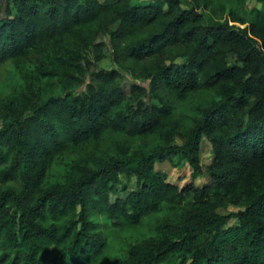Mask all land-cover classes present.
<instances>
[{
	"label": "trees",
	"instance_id": "trees-1",
	"mask_svg": "<svg viewBox=\"0 0 264 264\" xmlns=\"http://www.w3.org/2000/svg\"><path fill=\"white\" fill-rule=\"evenodd\" d=\"M248 1L0 0V264H264V0ZM127 72L149 86L127 93ZM177 155L210 180L171 182L157 163Z\"/></svg>",
	"mask_w": 264,
	"mask_h": 264
},
{
	"label": "rangeland",
	"instance_id": "rangeland-1",
	"mask_svg": "<svg viewBox=\"0 0 264 264\" xmlns=\"http://www.w3.org/2000/svg\"><path fill=\"white\" fill-rule=\"evenodd\" d=\"M255 5L261 6L260 3H258L256 0H249L248 1L249 7H252ZM98 65L100 67L107 68V69H110V68L115 66V63L112 59L111 51L108 48H105V56L103 59H101L98 62ZM11 69H12L11 64H7L3 68L0 69V84L4 83L6 80H8L12 76ZM134 82L149 86V80H144L142 78L135 77L131 73L127 72L126 73V80L124 81V84H123L125 91L127 93H130L131 84ZM213 156H214L213 145L207 137H204L203 141H202V145H201V161H202V163L204 165L210 164L213 160ZM157 168L159 170L167 172L169 180L171 182L178 184L181 187L186 185L187 183H189L191 181H194L198 185H203L205 182H208L210 180L209 175L194 177L193 176V169H192L191 165L186 160V158L182 155L175 156L173 161L166 160L163 162H158ZM126 195H127V192L125 190L119 189L118 192H112L111 193V199H112V201H115L117 198L124 197ZM229 210H235V208L231 207ZM119 243H120L119 241H115L113 243L109 256L118 251ZM108 261H109V258L107 257V259L104 260V263H107Z\"/></svg>",
	"mask_w": 264,
	"mask_h": 264
}]
</instances>
